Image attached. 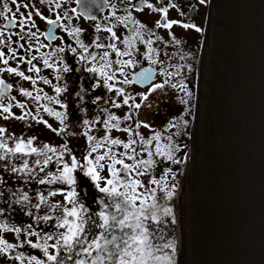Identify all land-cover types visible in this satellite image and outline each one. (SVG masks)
Listing matches in <instances>:
<instances>
[{"label":"snow or ice","instance_id":"6c2138e0","mask_svg":"<svg viewBox=\"0 0 264 264\" xmlns=\"http://www.w3.org/2000/svg\"><path fill=\"white\" fill-rule=\"evenodd\" d=\"M206 0H200L201 4H204ZM40 3L55 6V9H60L62 3L60 0H40ZM77 3L81 6L82 14L85 18L96 19V16L91 14V10L85 5V0H77ZM11 4L15 6V12L13 8L9 6V3L0 0V62L4 65L9 63V59L16 57V49L10 47V42L13 35H18L20 40L26 38H36L37 43H39L37 33L32 32L30 29L35 27V21L32 19L33 12L29 11L27 16L23 12H20V8L29 9L34 8V5H30L23 0H11ZM147 6L153 11H159L163 13L162 21H157V27H165L171 29L173 24H179L184 28H193L196 31H201L199 27L195 24L182 23L181 21H169L167 20V14L169 7L178 8L176 4H170L159 9H156L154 5L147 3V0H139L137 4L133 7L136 11H142L143 8ZM115 7V6H113ZM52 9V10H55ZM123 17H116V19L128 27L131 23L133 25L129 31L132 33L131 36L125 37L121 41L125 45V50L121 51L117 48L115 43H109L107 45L98 43V39L93 41V46L95 48H108L112 52H115L118 57H129V59H117L114 63L120 65L116 70L112 69L113 61L110 59V52L105 51L99 56L97 60V54L95 52H89V45L83 43L79 39L82 29L79 27H74L69 30L65 25L59 23L61 19V14L57 13L56 19H48L44 17L41 12L37 9L35 15L39 16L41 19H46L48 25L52 26L48 32L44 35L51 41L57 39L53 32V29L63 27L70 36H72L79 49L82 52H78L76 47L68 46L67 51L73 55H78L79 61L85 64H92L91 67H86L85 71L89 73L98 74L102 79L104 86L109 92L115 90L117 95L123 96V104L128 105L129 100H134L135 98L126 95L123 87L116 88L115 84L109 83L116 78V72L118 71L121 76L124 77L119 83L122 84H134L138 82H151L153 79V69H143L139 73L135 74L132 79H129L125 73V67H136L139 61L134 59V49L135 43L139 40L141 43L146 44L148 51L145 53V58L149 59L153 64L157 63L153 59V54L159 55L156 49L152 47L153 41L151 39H145L144 34L141 29H145L150 34L151 30H147L146 26L136 21L131 16V11ZM72 13H76L77 9L72 8ZM19 15V19L17 18ZM63 18L70 20L67 11L63 12ZM112 16H116L115 11L112 12ZM3 21H6L4 23ZM19 26L20 32H6L9 28H15ZM29 28V31L25 33V28ZM115 25L111 27H105L103 30L111 33L112 38L119 39L116 37V33L113 31ZM100 25L96 26V31H101ZM172 39L176 44H180L181 41L177 40L174 36ZM45 45H40L44 47ZM3 47H8L11 55L5 58V52ZM20 48L24 45L20 44ZM38 50V49H37ZM64 47H58L51 53L42 54L43 64L46 68H53L56 72V80L60 81L63 79L62 73H68L73 69L69 67L67 63L63 62V57H57L55 62H50L49 57H54L57 53H64ZM23 60V57H20ZM36 57L33 56L31 59L27 60L28 72L39 73L40 69L32 64V61ZM96 62V63H93ZM59 65V66H58ZM7 71L9 73L15 74L22 77L24 80H30L32 84H36V80L31 76L25 75L23 71H20L15 67H8L6 69H0V72ZM180 68L177 67L175 73H167L169 77L179 75ZM45 84H51L52 81L41 77ZM166 80L161 84H153L149 90L148 94L143 95V99H147L152 91L157 88H163ZM54 91L56 96H49L44 93L41 96L39 93L42 89H37V95L33 96L31 91L21 88L20 92L22 95L31 97L35 101L47 100L49 102H54L65 109L64 112L55 111L53 108L43 105V110L50 116L56 117L60 121L64 128L60 129L61 134L65 131L67 125L65 121L67 120V104L62 103L58 99L59 95L67 91L66 85H54ZM93 89L100 87V80H97L93 84ZM172 88H176V84H171ZM180 90L184 91L188 98H191L192 93L187 90V86L181 83L179 85ZM12 88L11 84H6L4 80L0 79V100H2L7 91ZM87 89H81V91L76 93L79 97L81 103L84 102V96L87 94ZM102 98L97 96L92 100L93 104L98 103ZM11 100H15V97H11ZM181 103L187 105L188 99L181 98ZM105 103H108L105 100ZM19 108H25L26 105L17 102L16 104ZM112 106L115 108H120L122 105L116 103L112 100ZM12 103H8L5 106L0 103V115L3 119H8L12 116ZM130 107L140 108V104H134ZM86 111V109H82ZM107 116V119L101 120L100 115H97L93 120H83V124L87 126L84 132L87 138L90 149L87 155L83 157L84 163L77 160L76 156L72 154V150L68 148L67 144L63 145L59 150L56 147H51L47 144H41L39 147H33V141L35 137L23 138V137H12L6 136L7 130L4 127H0V168L4 171L16 174L18 179H21L25 185L29 181H35L37 184L52 185L56 183H63L67 185H74L76 180L74 178V171L79 167L81 170L86 169V175L90 176L93 180L99 181L105 179L100 176L98 170L105 168L104 161L107 162L108 171L111 173V179H106L105 187H99L101 193L107 194L110 198V203H104L102 210L93 215L88 214V209L85 205L78 201L77 193L72 190L68 191L65 195V202H52L51 197H55L58 193L63 194L62 189L49 190L47 195L43 191H38L35 197H31L29 192L24 191L23 188L17 191H12L11 189H5L0 187V200L4 199L5 191L8 192V199L5 201L8 204L9 209H11L13 204L19 205L22 211H25L29 217L33 218L34 223L28 224L26 226H15L9 223L8 217L0 220V255L5 258H9L18 261L19 264H66V261H71L72 264H176V250L177 241L172 240L163 244H157L154 241L153 234L146 222L151 221L156 224L161 222L162 216H171L172 222L175 223V217L173 209L167 206H163L160 203L159 193H163L165 198L171 200L177 191V185L172 183L169 185V176L175 181L176 174L173 173L172 168L165 169L159 178L153 175V170L156 167L158 160L156 157L166 159L173 164H181L186 161L184 158H176L175 154L181 151V148L175 142H172V136H168L167 140L170 143L161 144V133L157 132L152 136L151 139H144L139 136V133H135L139 137V144L143 147V151L147 152V158H143L140 152L137 151L133 145L138 143L137 139L130 138L127 142L118 139L111 138L110 135H106L101 139H98L94 135H89L88 131L95 124H102L105 129L110 133L112 129H119L121 118L115 114H111L107 108L101 110ZM39 109H37V116H32L31 112H25L21 116H16V119L24 120L28 116H32L33 120H38V122L46 124L49 128L51 125L48 124L46 120L42 118L38 119ZM124 120L132 119L131 114L126 115ZM115 122V123H113ZM183 124L187 125V121L183 118H179L178 121H174L170 124V128H179ZM144 127H149V125L144 124ZM136 127H140L137 123ZM56 131V129H53ZM122 131L128 132L129 136H132V129L130 127H125ZM173 135H179V132L173 133ZM13 141V146L9 145V140ZM156 141L154 151L149 150L148 146ZM122 145L125 151L116 153L113 151L112 146ZM106 148L103 154H97L95 157L92 156L93 153H97L99 149ZM51 153L52 155H49ZM67 153L70 156V160H65L64 156ZM35 154L37 157L32 161L33 167L29 166V160L27 157ZM139 157V158H138ZM20 160L21 164L18 166L14 163V160ZM125 159L131 161V163H126ZM55 162L56 172L45 171L50 162ZM62 165V167H61ZM120 165V168H117ZM38 169V171H37ZM40 173H44L40 176ZM123 173V175H121ZM148 176L149 180L147 184L140 179V177ZM6 182L0 177V186L4 185ZM35 199V203L33 200ZM71 205V207H69ZM43 207L44 214L40 215V210ZM108 209H111L109 212ZM35 210V211H33ZM6 209L0 207V217H4ZM50 221H54L52 227L55 229L52 232H44L43 230L37 231L36 229L41 223L48 225ZM90 226L100 229L98 233H91L89 231ZM63 229V231H61ZM119 229L121 235H116L115 230ZM2 233H13L19 237L22 233L25 239L20 243L9 242ZM37 237V242H33L28 237ZM42 241V242H41ZM52 241V243H49ZM24 244L29 245L32 249H39L42 253L43 258H39L36 255H26L23 251H16L18 248H23ZM50 249L54 250L50 252ZM164 249H170L171 253L163 252ZM163 252V254H161ZM64 253V255H62Z\"/></svg>","mask_w":264,"mask_h":264},{"label":"water","instance_id":"95a60500","mask_svg":"<svg viewBox=\"0 0 264 264\" xmlns=\"http://www.w3.org/2000/svg\"><path fill=\"white\" fill-rule=\"evenodd\" d=\"M190 133L180 264H264V0H211Z\"/></svg>","mask_w":264,"mask_h":264},{"label":"flooded vegetation","instance_id":"af4514ba","mask_svg":"<svg viewBox=\"0 0 264 264\" xmlns=\"http://www.w3.org/2000/svg\"><path fill=\"white\" fill-rule=\"evenodd\" d=\"M207 1L208 0H206V2ZM3 2L9 3V6L12 7L13 11L15 12V6L11 4V0H3ZM23 2H27L30 5L35 6L34 8L30 7L29 9H25L21 7L20 12H23L25 16H27L29 11L33 12L32 19L35 21L36 26L31 28L30 30L32 32L37 33L39 43H37L36 38L30 39L26 36L25 39L20 40L18 35H13L12 40L10 42V47L12 49H16V57L9 59V63L7 65H4L2 62H0V69H6L8 67L18 68L20 71H23L25 75L31 76L33 79H35L36 84H32L30 80H24L22 77L9 73L7 71L0 72V79L4 80L6 84L12 85V88L7 91L5 97L2 100H0V103H3L5 106H7L8 103H12L13 105L11 109V112L13 114L12 116H10L8 119L5 120L3 119V116L0 115V127H4L7 130L6 136L23 137V138L35 137L36 141L35 142L33 141V144L35 145L37 144L35 147H39L41 144H47L51 147H56L59 150L63 145L67 144L68 148L72 150V154L75 155L77 160L79 161L83 160V158L80 156V153L83 151L82 153L84 155H87V152L90 149V144L88 143L87 144L88 148L85 149L83 147V150L80 151L82 149V147L81 149L79 147L81 143H79V140L78 142L74 140L76 137L75 134L79 133L78 136H80V133H82L84 136V132L86 131L85 125H83V128H81V124H80L83 122L84 118H86V112L82 111V107L80 106L78 107L77 105L74 108L75 109L74 113L72 114L68 112V107H67L66 110L67 120L65 121V125H67V127L63 132V134H61L60 129L64 128V125H61L60 121L57 120L56 117L54 116L49 115L50 117H54L55 120L57 121L58 124L57 129L56 127L53 126V129H56V131H53L52 127L49 128L46 124L38 122V120H33L32 116H37V113L31 112L32 116H28L24 120H19L15 118L16 116L23 115L25 112H30L28 110H25L24 108H19L16 106L17 102L25 104L22 100V97L24 95H22L20 92L22 85H24L25 87L29 86L30 88H33V90H31L33 96L36 95L37 89H42V90L46 89V85H49L52 92L54 91V87H53L54 85H61V86L66 85L67 91L61 93L58 99H60L61 101H64V98L69 100L74 99L76 102L80 103V99L79 97L76 96V93L81 91V89L88 90L90 87H92L93 84L95 83L94 82L95 77L99 79L98 74L89 73L85 71V68L91 67L92 64H85L84 62L79 61L78 55H73L72 53L67 51L69 45H71L72 47H76L78 52H82L83 50L79 49L75 39L72 36H70L68 32L64 30L63 27L53 29V32L57 37V39L55 40L50 41L44 35V33L48 32L52 26L48 25L46 19H41L39 16L35 15V11L37 9L41 12V14L44 17L48 19H56L57 13L61 14V19L59 20L60 24L65 25L69 30H71L74 27H79L82 29L79 39L82 40L84 44L90 46L89 52L98 53L100 56L103 54V52L108 51L110 52V59L112 58V56L116 55V53L112 52L111 49L108 48H95L93 46V41H96L97 38H99L97 42L104 45H107L109 43H115L117 48H119L121 51H124L125 45L121 41H123L125 37H129L132 35L129 29L132 28L133 25L130 23L126 28L116 19V17H123L128 14V11L126 10H130L131 16L134 20L139 21L141 24L145 25L147 30H151L152 34H150L145 29H141V31L144 34V38L151 39L153 41L152 47L156 49L157 52L159 53V55L153 54V59L157 61V63L153 64L149 59L145 58V53L148 51L147 45L137 40L135 43V49L133 51H134V59L136 61H139V63L136 65V67H134V69L136 70L132 73L130 79H132V76L141 69L146 67H151L157 71L156 80L154 81L156 82L157 78L161 74L160 67L162 66V64L169 65L167 61H165V59L168 56H174L175 59L179 60V58L181 59V57L186 58L185 55L188 52L190 53V50L193 49V46L190 43L189 45L188 44L186 45L185 41L182 40V38L181 39L179 38L178 35L179 31L184 27L180 26L179 24H173L171 29L165 27H157L156 26L157 21H162L163 13L159 11H153L152 9H149L147 6H145L142 11H136L133 5L137 4L139 0H85L86 7L91 10L92 15L96 16L95 20L84 17V15L82 14L81 6L77 3V0H60V2L62 3V7L60 9H55L54 5L50 7L48 5L42 4L40 3V0H23ZM210 2L211 0L209 1V5H208V14L210 10ZM147 3L154 5L156 9L169 6L170 4H176L178 5V8L169 7L167 20L181 21L182 23L195 24L196 26L198 25L196 20H198L199 17L201 16V6H202L200 0H147ZM72 8H76L77 12L72 13L71 12ZM64 11L68 12L69 17L71 18L70 20L63 18L62 14ZM113 11H115L116 16H112ZM17 18L19 19L18 14H17ZM3 22L6 23V21ZM97 25H100L102 29L101 31H96ZM112 25H115L113 31L116 33V37H118L119 39L112 38L111 33L103 30L105 27H111ZM184 30L193 33L195 29L184 28ZM28 31L29 28L26 27L25 33H27ZM6 32L19 33L20 29L19 26H17L15 28L7 29ZM173 36L177 40H180L181 43L176 44L175 41L172 39ZM20 44H23L24 47L20 48L19 47ZM40 45H45V46L40 47ZM58 47H64L66 50L64 53H57L56 56L49 57L50 62H55L57 57L62 56L63 62L67 63L69 67L72 68L73 70L68 73L61 72V75L63 77L62 80L60 81L56 80L55 83H51V84H45L43 82V79H40L41 77L46 78L48 80H51L53 78L52 76L50 77L45 76L44 74L45 70L47 72L49 71L50 73L51 70H54L55 72V69L46 68L44 66L42 54L51 53ZM186 47L188 49H184ZM3 51L5 52V58L11 55L8 47H3ZM33 56H35L36 59L32 61V64L40 69L39 73L27 71L28 67H30V65L27 64V60L31 59ZM20 57H23V60H21ZM97 60H99V58ZM186 63H187V58L186 61H184V65H187ZM126 68L133 69V67H126ZM89 75H92L90 82H88ZM132 86H134L136 89L140 91H144L147 88V87L142 88L134 84H132ZM26 90L29 91V89ZM41 93L44 95L43 91L40 92L39 94ZM53 95L56 96L57 94L54 93ZM11 97H15V100H11ZM85 100L92 101L93 99H90L87 93L85 95ZM43 105H45V103L40 102L39 111L41 113L47 114L43 110L42 107ZM55 111L64 112L65 109L63 108L55 109ZM91 111H89L87 115H89ZM39 118L45 120L44 117L40 115H38V119ZM91 120L93 119H90V121ZM70 125L74 127L73 128L74 130L70 129ZM102 126H103L102 124L98 123L96 124L95 127H97L99 131L102 128ZM70 130L74 134L72 145H70V141H71L70 140L71 137L69 134ZM8 142L10 146H13V141L11 139ZM97 154H99V150L97 153H93L92 156L95 157ZM49 155L52 154L49 153ZM36 158L37 157L35 156V154H33L32 157L30 156L27 158L29 160L30 167L34 166L32 164V161L35 160ZM64 159L66 161L70 160V156L67 153H65ZM13 162L16 163L18 166L21 164V161L18 159L14 160ZM0 163H4V162H0ZM45 171L56 172V165L54 160L53 162H50V164L45 169ZM81 174H82L81 172L75 174V179L77 180V184L70 186L63 183H56L52 185H48V184L40 185L37 184L34 180L29 181V184L27 185L23 184V186L25 189H27V192H29V195L31 197H35L38 191H43L45 195H47V192L49 190L62 189L63 194L58 193L55 197L50 198L52 202H55L54 200L57 197L56 202L59 201L62 203L65 202L64 197L67 194V192L74 190L77 193L78 201L83 203L85 207L88 209V214L93 215V217L96 218L95 217L96 213L105 210L103 204H101V201L103 200L104 203H110V198L107 196V194L101 193L99 191L98 187H100V184H97L96 182L93 184L92 187L90 186L89 189L85 188L83 181H85L87 178L83 177V175ZM43 175L44 173H40V176ZM0 177L4 178L3 180L16 181L18 185L20 183H23L21 179L17 178L16 174L6 172L3 170V168H0ZM0 187L5 189H11L6 185H2ZM20 188L22 187L20 186ZM11 190L17 191L14 189ZM5 197H8L7 191H5ZM58 197H60L61 200L60 199L58 200ZM1 201L2 200H0V202ZM35 202L36 201L34 199L33 203ZM18 206L19 205L15 204V208H11V209L5 208L6 211L4 217L2 218L0 217V220H3L5 217H8L10 218L9 223L14 224L15 226H26L28 224L34 223L33 218L29 217L25 211H22L20 206L19 208H16ZM0 207H2L1 203H0ZM69 207H71V205H69ZM108 211L110 212L111 209H108ZM39 214L40 215L44 214L43 207L41 208ZM146 223L148 224L153 234L154 241L157 244H163L169 242V235L167 234V230L162 225V219L159 224H156L151 221H148ZM52 224H54V221H50L48 225L41 223L36 230L37 231L43 230L44 232H52L55 230L52 227ZM61 231H63V229H61ZM89 231L91 233H98L101 230L93 226H90ZM115 234L121 235L119 229L115 230ZM2 235H4V237L11 243H20L25 239L23 233L19 237H17L13 233H2ZM28 239H31L33 242H37V237L35 236L28 237ZM49 243H52V241H49ZM16 251L18 252L23 251L26 255H36L39 258H43L42 253L40 252L39 249H32L27 244H24L23 248H18ZM52 251L54 250L50 249V252ZM163 252H167L170 254L171 250L164 249ZM163 252L161 254H163ZM62 255H64V253H62ZM0 264H19V262L9 258H5L2 255H0ZM66 264H72V262L66 261Z\"/></svg>","mask_w":264,"mask_h":264},{"label":"rangeland","instance_id":"374dc122","mask_svg":"<svg viewBox=\"0 0 264 264\" xmlns=\"http://www.w3.org/2000/svg\"><path fill=\"white\" fill-rule=\"evenodd\" d=\"M209 1L210 0L202 4L201 16L199 17L198 20H196L198 24L197 27H199L201 31L198 32L194 30L193 33H190L188 31H185L184 28L179 31V34H178L179 38L180 39L182 38V40L185 41L186 45L187 44L189 45L190 43L193 46V49L190 50V53L188 52L185 55L187 58V63H186L187 65H184V61H186V58L184 57H181V59L179 58V60H177L174 58V56H168L165 59V61H167L169 65L162 64V66L160 67L161 74L157 78V81L152 83L150 86H147V88L144 91H140L136 89L134 86H132V84L119 83V81H122L124 77L121 76L118 71L116 72L115 80L109 81V83L115 84L116 88L123 87L126 95H130L135 98L134 100L130 99L128 105L123 104L124 97L117 95V92L115 90L111 92L107 90V88L104 86L103 79L100 76H99V79H97L96 77L94 79L95 83L97 80H100V87L95 88V89H93V87H90L87 91L90 99H94L97 96L102 98L98 103L93 104L91 100H85V96H84L85 102L83 103H81V101L80 103H78L74 99L69 100V99L64 98V101L62 102L64 104H67L68 112L70 114L74 113V110H75L74 108L77 105L78 107L79 106L82 107V109H86V111H84L86 112V118H84V120L94 119L97 115H100V119H102V121L107 119V116L101 112V110L105 108H107L111 114H115L116 116L121 118L119 129H112L111 132L109 133L108 130L102 126V128L98 131L97 127H95L96 126L95 124L91 127V130L88 131L89 135H94L98 139H101L106 135H110L111 138H118L125 142H127L130 138L137 139L138 143L136 145H133V147H135L137 151L141 153L143 158L146 159L147 152L143 151L144 146H141L139 144V137L136 136L135 133H139V136H142L144 139L147 140V139H151L152 136L155 135V133L159 132L161 133V141H160L161 144L170 143V141L167 140V137L171 135L172 142H175L176 144L180 146L181 151L175 154L176 158L178 159L184 158V157L187 158V155L189 154V151H190L189 150L190 149L189 148L190 136H191L190 132H191L192 122L194 118V106H195V94H196V88H197L198 67H199L201 53H202L203 46H204V33L206 30L207 20H208L207 16L209 17V14H208ZM184 49H188V48L186 47ZM96 54H97V59H98L99 54L98 53ZM117 59L126 60L129 58L128 57H125V58L117 57V55L112 56L111 60L112 61L114 60L113 65H112L113 70H116L120 67V65H117L114 63ZM177 67L180 68L179 75L169 77L167 73H175L177 71ZM135 70L136 69L134 68L131 69V68H126V67L124 69L129 79L131 78V75ZM44 74L45 76H49V77L52 76L53 77L51 79L52 83H55L56 74L54 70H51L50 73L49 71L47 72L45 70ZM91 78H92V75H89L88 82L91 81L90 80ZM166 80H168L169 83H166L162 89L157 88L155 91H152L149 95H147L146 100L142 98L144 94L149 93V90L153 84H161V83H164ZM181 83L186 85L187 90L192 93L191 98H188L185 92L180 90L179 85ZM171 84H176L177 87L172 88ZM22 88L29 89V91L33 90V88H30L29 86L25 87L24 85H22ZM43 92L47 93L49 96H54L53 94L55 93V91L53 92L51 91V88L49 87V85H46V89H44ZM40 95L43 96L42 93ZM181 98L188 99V104L185 105L181 103L180 102ZM22 100L26 105L24 109L30 112H33V113H37V109H40V106H39L40 102L45 103V105L53 108L54 110L61 109V106H58V104L56 105L54 102H49L43 99L40 101H35L34 99L30 97L23 96ZM105 100H107L108 103H105ZM112 100H115L116 103H119L122 106L120 108L113 107ZM134 104H140L141 107L138 109L135 107H130L131 105H134ZM92 105L94 108L92 107ZM88 110L91 111L89 115H87L89 113ZM128 114H131L132 119L124 120L123 118ZM38 115L44 117V119L48 122V124L51 125L52 130H53V126L56 127L57 129L58 124L54 117H50L48 114L41 113L40 111ZM181 117L183 118L184 121H187V125L184 126L183 124H181L179 128H170V124L174 121H178L179 118ZM137 123L140 124V127L138 128L136 127ZM80 124H81V128H83V125H84L83 122ZM144 124L149 125V127H144L143 126ZM85 127H86V130H88L87 126ZM125 127H130L132 129L131 137L129 136L128 132L122 131V129H124ZM73 128L74 127L70 125V129L74 130ZM71 130L69 132L70 137H71L70 145H72V140L74 139L73 137L74 134L72 133ZM176 132H179V135H173V133H176ZM78 135L79 133L75 134L76 137L74 140L77 142L79 140V143H81V145H79L80 149L82 147L80 151L83 150V147L87 149L88 148L87 144L89 143L87 138L85 137V135L83 136L82 133H80V136ZM35 141L36 140H34V142ZM156 143H157L156 141H153V144L151 146H148L149 150L154 151ZM36 145L33 144L34 147ZM112 147H113V151L116 153L125 151L122 145L112 146ZM104 151H106V148L99 149V154H103ZM82 152L80 153V156L83 158L85 155ZM156 159L158 160V163L153 170V173H152L153 175L159 178L162 172L169 167L172 168L173 173L176 174L175 181L172 180L171 176H169L168 178L169 185H171L172 183H175L177 185L176 195L171 200H168L165 198L163 193L158 192V195L160 196V203L163 206H165V204H170L174 200H176L179 194V190L182 185V177H183L185 162L181 164H173L167 161L166 159H163L160 157H156ZM80 161L81 163H84L83 160H80ZM125 162L131 163V161H128L127 159H125ZM102 163H105L106 166L104 169L98 170V171L100 172V176L104 177L105 179L100 180L99 184H100V187H105L107 186L106 179H111L112 177H111V173L108 171L107 162L104 161ZM120 167H121L120 165H117V168H120ZM86 171H87L86 169L81 170L78 167L77 170L74 171L73 175L75 178V174H77L78 172H81L82 173L81 175L87 178L85 181H83V184L85 185V188L89 189V187L90 186L92 187L95 182L97 183V181L93 180L90 176L86 175L85 174ZM121 175H123V173H121ZM140 179L147 184L149 177L144 176V177H140ZM4 181L6 182L4 185L8 186L11 189L18 190L20 189V186H21L24 191H27V189H25L23 186L24 182L18 185V183L13 180H4ZM75 184H77V180ZM7 199L8 197L4 196V199L0 202L3 208H9L8 204L5 202ZM56 199L57 197L54 200L55 202H56ZM59 199L61 200L60 197H58V200ZM11 208H15V204H13ZM16 208H19V206ZM161 219H162V225L167 230V234L169 235V242L172 240H175L176 224L172 222V217L162 216Z\"/></svg>","mask_w":264,"mask_h":264},{"label":"bare ground","instance_id":"6f19581e","mask_svg":"<svg viewBox=\"0 0 264 264\" xmlns=\"http://www.w3.org/2000/svg\"><path fill=\"white\" fill-rule=\"evenodd\" d=\"M190 168H191V155L190 151L187 155L186 161H185V167L182 177V185L179 190V194L172 203L165 204V206L170 207L173 209L174 217H175V224H176V234H175V240L177 241V250H176V264L181 263V254H182V236H181V226H180V215L184 212V205H183V199L185 196V188H184V179L190 174ZM182 209V210H181Z\"/></svg>","mask_w":264,"mask_h":264}]
</instances>
